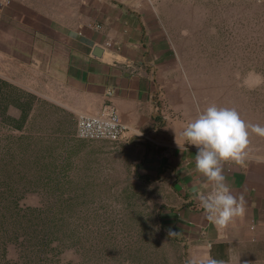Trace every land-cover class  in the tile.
Returning <instances> with one entry per match:
<instances>
[{
	"label": "rangeland",
	"instance_id": "rangeland-1",
	"mask_svg": "<svg viewBox=\"0 0 264 264\" xmlns=\"http://www.w3.org/2000/svg\"><path fill=\"white\" fill-rule=\"evenodd\" d=\"M172 1L189 10L175 14L185 16L190 37L178 49L201 112L212 104L235 108L246 122L264 125V0ZM11 102L27 109L21 128V115L8 118ZM76 127L77 117L51 102L11 87L0 92V264H39L42 255L27 240L41 238L44 250L54 246L56 264L206 259L169 235L160 218L165 189L139 179L130 145L83 140ZM258 157L264 137L253 134L245 163ZM12 204L40 210L22 212L14 224L5 211ZM15 226L25 246L8 244L7 262ZM225 264H264V235L233 244Z\"/></svg>",
	"mask_w": 264,
	"mask_h": 264
},
{
	"label": "crops",
	"instance_id": "crops-1",
	"mask_svg": "<svg viewBox=\"0 0 264 264\" xmlns=\"http://www.w3.org/2000/svg\"><path fill=\"white\" fill-rule=\"evenodd\" d=\"M185 11L172 0H8L0 10V84L77 119L114 106L139 179L165 189L161 223L207 259L213 244L229 255L236 242L264 235V163H223L246 211L225 228L209 222L193 194L211 184L195 171L197 149L182 135L201 113L178 49L190 38L185 16L175 15ZM19 106L9 103L7 113L19 117Z\"/></svg>",
	"mask_w": 264,
	"mask_h": 264
},
{
	"label": "clouds",
	"instance_id": "clouds-1",
	"mask_svg": "<svg viewBox=\"0 0 264 264\" xmlns=\"http://www.w3.org/2000/svg\"><path fill=\"white\" fill-rule=\"evenodd\" d=\"M264 137V125L246 122L235 108L209 105L197 118L188 123L182 135L188 145L195 146V171L206 178L211 189L206 193L195 192L209 222L219 228L227 227L246 211L242 195L232 193L226 182L223 163L243 165L249 158L250 136ZM264 163V157L256 158ZM175 233L169 232L172 236ZM185 264H225L212 258L196 261L187 259Z\"/></svg>",
	"mask_w": 264,
	"mask_h": 264
},
{
	"label": "built area",
	"instance_id": "built-area-1",
	"mask_svg": "<svg viewBox=\"0 0 264 264\" xmlns=\"http://www.w3.org/2000/svg\"><path fill=\"white\" fill-rule=\"evenodd\" d=\"M8 0H0V10ZM111 42L107 41L105 46L110 47ZM162 109L164 102H160ZM128 128L121 120L117 109L106 106L96 114H79L77 119L76 135L83 140H109L113 142L126 140ZM147 138L149 136L146 135Z\"/></svg>",
	"mask_w": 264,
	"mask_h": 264
},
{
	"label": "trees",
	"instance_id": "trees-1",
	"mask_svg": "<svg viewBox=\"0 0 264 264\" xmlns=\"http://www.w3.org/2000/svg\"><path fill=\"white\" fill-rule=\"evenodd\" d=\"M6 86H9V87H12L11 85H8L7 83H4ZM19 91H22V90H19ZM25 93V92H24ZM30 95V94H28ZM19 108L21 109L22 111V114H21V117H20V120H18V124H17V127L18 128H21L22 125H23V122L26 120L27 116H28V113H27V109L20 104ZM6 110V107L5 109ZM8 118L12 119V120H15V118H12L11 116H8ZM40 210V208H26V209H23L22 207L18 206L17 204L13 206L12 205H9V207H6L5 208V211H8V214L9 213H14L11 215V218L12 220H14V224L19 221L18 219H16V217H18L19 215H21V213H25L27 212L28 210ZM10 218V219H11ZM20 229H22V227H16L15 226V230L13 232V234L11 236H9V242L5 244L4 246V254H3V259L6 260L7 262H10L9 259H7V245L8 244H12V243H17L19 244V246H22L24 247L25 244L24 242H19V240L23 237L22 234L20 235L19 232H20ZM28 243L30 244V246H32L31 248L33 249V252L35 253V255L38 257V255H42V257H38V262L39 264L42 263V264H56L57 263V254H54L52 252V250H54L55 248H50L49 251L47 250H44L43 248V241H42V238L41 239H36V241L34 243H32V241H30L29 239L27 240ZM7 242V241H6ZM210 255L212 258H216V259H219V260H223V261H228L229 260V255L227 253V246L223 243H216V244H213L212 247H211V250H210Z\"/></svg>",
	"mask_w": 264,
	"mask_h": 264
},
{
	"label": "water",
	"instance_id": "water-1",
	"mask_svg": "<svg viewBox=\"0 0 264 264\" xmlns=\"http://www.w3.org/2000/svg\"><path fill=\"white\" fill-rule=\"evenodd\" d=\"M102 52H103V48L102 47H100V46H95L94 47L93 54L95 56H98V57L101 56Z\"/></svg>",
	"mask_w": 264,
	"mask_h": 264
}]
</instances>
